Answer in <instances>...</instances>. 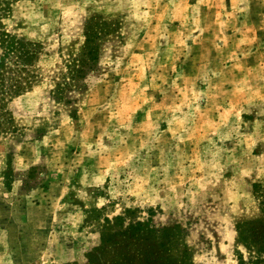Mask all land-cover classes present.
<instances>
[{
    "label": "rangeland",
    "instance_id": "rangeland-1",
    "mask_svg": "<svg viewBox=\"0 0 264 264\" xmlns=\"http://www.w3.org/2000/svg\"><path fill=\"white\" fill-rule=\"evenodd\" d=\"M0 264H239L264 219V0H0ZM152 230V232H148ZM163 243V245H159Z\"/></svg>",
    "mask_w": 264,
    "mask_h": 264
},
{
    "label": "trees",
    "instance_id": "trees-1",
    "mask_svg": "<svg viewBox=\"0 0 264 264\" xmlns=\"http://www.w3.org/2000/svg\"><path fill=\"white\" fill-rule=\"evenodd\" d=\"M1 18V16H0ZM30 57V50L27 43L23 42L17 35L8 32L0 20V102L3 104L7 96L18 94L23 90L22 75L25 72V62ZM145 225L140 222L129 227L130 236L136 241L145 240L149 242L147 250L143 252L136 264H162L155 255L153 247L154 236L148 235ZM239 243L247 248L248 259H244L239 251V264H264V219L255 222L239 224ZM152 232V230H148ZM163 245V243H159ZM121 260L119 264H128V261ZM98 258L94 254L89 256V264H97ZM130 264H133L130 261ZM171 264V263H167ZM174 264V262L172 263Z\"/></svg>",
    "mask_w": 264,
    "mask_h": 264
}]
</instances>
